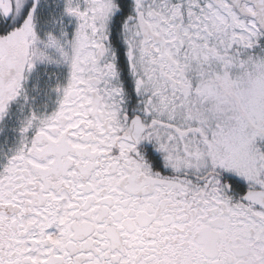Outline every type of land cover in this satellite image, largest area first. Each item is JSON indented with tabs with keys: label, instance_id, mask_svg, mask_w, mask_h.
Listing matches in <instances>:
<instances>
[{
	"label": "snow or ice",
	"instance_id": "obj_1",
	"mask_svg": "<svg viewBox=\"0 0 264 264\" xmlns=\"http://www.w3.org/2000/svg\"><path fill=\"white\" fill-rule=\"evenodd\" d=\"M0 264H264V0H0Z\"/></svg>",
	"mask_w": 264,
	"mask_h": 264
}]
</instances>
